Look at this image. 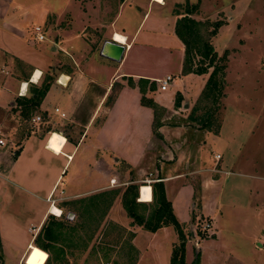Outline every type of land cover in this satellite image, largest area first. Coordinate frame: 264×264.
Segmentation results:
<instances>
[{"label": "rangeland", "instance_id": "1", "mask_svg": "<svg viewBox=\"0 0 264 264\" xmlns=\"http://www.w3.org/2000/svg\"><path fill=\"white\" fill-rule=\"evenodd\" d=\"M40 1L42 6L47 5V0ZM153 1L163 4L164 0ZM175 1L180 4L174 10L183 13L187 5H197L196 12L191 15L193 19L206 24H219L216 35L210 39L218 57L225 58L226 65L225 96L220 101L217 114L220 125L218 133L203 130L189 120L191 109L199 100L211 70L203 75L184 74L183 48L174 33V27H141L132 49H128L121 63L122 72L153 76L159 80L169 75L172 81L167 91H160L154 82L155 90L148 91V85L142 94L140 79L133 80L131 84L128 77L115 80L114 87L102 98V89L114 67L106 71L99 69L95 73L97 83L89 82L90 88L92 86V89L97 90L95 95L98 92L101 95L92 94L84 98L85 112L81 119L86 121L96 104L103 99L91 122L90 134L95 135L106 109L116 99L119 89L125 86L127 89L119 97L111 119L116 143L118 139L123 142L120 148L125 150V155L130 153V144L141 147L144 131L146 128L149 131L150 127L139 108L142 95L152 99L159 108L162 106L158 112L162 123L158 130L161 135L155 134L149 154L134 169L122 159L115 160L109 154L99 155V161H102L97 167L100 176L95 174L93 181L91 177H86L87 170L94 166L92 157L81 150L76 154L66 168V174L61 176L57 189L47 199V208L54 204L62 211L59 217L51 214L47 216L67 220L69 226L74 228L73 231L62 230L59 244L62 253L56 261L51 259L48 264H170L173 246L179 244L175 229L168 226L150 233L133 225L122 208L121 194L129 184L152 186L156 178L173 177L176 174L181 175L180 180L167 184V188L177 221L185 223L181 224L185 238V264H192L196 255H199V264H264V0ZM30 2L32 0H27V3ZM63 2L52 0V6L49 7L58 10ZM165 14L166 9H162L157 15ZM37 15L29 13L25 17L26 26L12 19L11 15L8 23L28 29ZM51 17L47 16L45 22L36 21L48 24L53 21ZM75 23L77 25L79 22ZM1 26L5 27L3 21L0 22ZM30 45L35 47L33 42ZM95 60H98L97 56ZM14 66L18 71V79L26 78L31 72L25 63L18 62ZM44 75L45 82L38 88L48 85L49 76ZM33 88L28 87L25 97L31 96ZM63 93L59 96L55 92L50 93L47 108L50 113H54L58 105L61 111L69 109L71 113L72 102L66 103L60 97ZM178 99L180 106L177 108ZM15 100L7 111L0 109V139L5 143L1 152L6 150L5 156L11 155V158H14L22 142L27 140L28 134L36 133L45 140L50 132H58L59 129L55 121L41 112L40 107L32 111L28 118L20 116L22 107ZM57 115L60 117V114ZM36 116L41 117L40 124L32 122ZM117 148L116 152L122 158L124 151L121 153L120 148ZM215 155H219L220 159L215 160ZM177 158L180 163L176 161ZM78 175L83 179L77 178ZM73 176L81 182L67 186V180ZM104 177L110 178L109 185L111 179H116L115 185H110L112 188L105 191L117 190L119 195L98 223L100 213L97 209L90 214H82V207L94 193L86 192L70 199L64 190L68 187L73 193L79 194L97 186ZM147 179L152 183H145ZM38 195L43 198L45 191ZM84 198L85 204L79 203ZM15 201L23 200L15 197ZM36 208L40 210L41 203H37ZM19 213H25L24 208L17 206L9 211L12 216ZM70 213L72 216L69 218ZM206 224L210 228L203 230ZM34 229H30L29 235L32 234V237L39 232ZM4 248L6 250L3 253L0 245V264H25L28 251L19 261L18 252L7 245ZM32 250L34 256L29 264H45L48 254L36 246Z\"/></svg>", "mask_w": 264, "mask_h": 264}, {"label": "crops", "instance_id": "2", "mask_svg": "<svg viewBox=\"0 0 264 264\" xmlns=\"http://www.w3.org/2000/svg\"><path fill=\"white\" fill-rule=\"evenodd\" d=\"M50 1L52 0H47V5L42 6L40 0H32L30 3H27V0H0V20L5 24V27H0V109L7 111L14 105L15 98L25 97L29 86L38 88L45 82L43 76L47 74L49 87L40 104V110L46 114L48 119L55 121V126L59 128L58 132H50L45 140H42L36 133L32 134L22 142L16 158H11V155L5 156L6 150L1 152L5 148V143L0 146V197H2V202L0 201V245L3 253L6 250L4 245L18 252L19 261L34 246L32 244L35 236L29 235L30 229L35 228L34 231L38 232L47 215H52V209L56 206L50 204L47 208V199L53 195L61 176L66 174V168L69 163L73 162L80 150L88 152V155L93 159L94 166L90 167L86 173V177H91L92 181L95 174L100 176L97 167L102 162L99 161L101 154H109V157L112 155L111 157L115 160L116 158L122 159L132 169L138 167L149 154V148L155 138V134L152 132L153 112L151 109L141 105L139 107L150 126L149 131L147 128L144 131L145 138L140 148L135 144H130V153L125 155V150L120 148L123 142L121 143L118 139L117 144L115 135H113L114 128L111 127V119L119 97L127 89L125 86L121 87L116 99L106 109L104 119L101 120L95 135L90 134L91 122L103 100L102 98L108 95L115 80L128 77L133 80L144 78L150 82L159 80L153 76L123 73L121 63L128 49H132V43L141 27H175L177 16L174 15L173 10L177 4H180L175 0H164L163 4L153 0H64L62 7L54 11L53 7H49V5L52 6ZM162 9H166L169 16L167 14L159 16ZM29 13L38 14L36 18L38 21L45 22L47 16H52L50 20L53 21L48 24H39L34 20L32 27L27 29L25 17ZM9 15L25 26L14 27L13 24L8 23ZM77 21L79 23L75 25ZM34 26L43 29L45 35L43 42L34 40L32 35ZM116 34L124 38L123 45H125L119 63L105 59L100 55L101 47L105 41L122 44L115 40L114 35ZM30 42H33L35 47H32ZM10 44L15 46L12 47ZM182 52L184 59V48ZM95 56L98 57V60H95ZM18 62L25 63L31 69L26 78H17L18 71L15 70L14 64ZM112 66L114 67L113 72L102 89L101 102L96 104L94 111L90 112L86 121H83L81 118L85 112L84 98L92 94L95 95V91H97L92 89V86L90 88L89 81L97 83L95 73L99 69L110 70ZM37 71L40 72V78L38 82H32ZM48 71L50 73H47ZM122 75L123 77L120 78ZM24 83L27 87L22 95ZM63 91L64 93L60 97H63L66 103L72 102L71 113L69 109L61 111L59 105L54 108V113H50L47 109L50 93L55 92V95L59 96ZM100 95L98 92L95 96L99 97ZM55 109L58 111L56 112ZM67 113H70V116H67ZM57 114H60V117ZM159 134L161 135L160 132ZM117 146L120 148V152L124 151V154L121 152L122 158L117 154L118 151L116 152ZM179 160L176 161L180 163ZM178 163L175 162V164ZM80 173L83 174L84 171H80ZM77 178L82 177L78 175ZM160 178L159 182L163 183L166 198L171 203L175 214L167 184L180 180L181 175ZM109 179L104 177L97 186L79 194L73 193L68 187L64 193L67 194V198L73 199L86 192L95 194L105 191L112 188L109 185ZM114 180L116 181V179ZM79 182L81 181H76L73 176L67 180V186L79 184ZM143 186L147 185L141 187ZM43 191H45V195L40 198L38 193ZM141 196H139V202H141ZM15 197H20L23 201H15ZM37 203H41V209L38 211L37 208L35 209ZM17 206L24 208L25 213H19L17 216L9 214V211ZM2 244L4 245L2 246Z\"/></svg>", "mask_w": 264, "mask_h": 264}, {"label": "trees", "instance_id": "3", "mask_svg": "<svg viewBox=\"0 0 264 264\" xmlns=\"http://www.w3.org/2000/svg\"><path fill=\"white\" fill-rule=\"evenodd\" d=\"M196 10L197 5L190 7L187 5V9L183 13L177 9L173 11L174 15L177 16L174 33L181 41L184 48L183 73L203 75L208 74L209 70H211L199 100L191 109L189 120L199 125L201 129L217 134L220 127L217 114L220 101L225 96L223 93L225 87V58L218 57L210 41V39L216 35L219 24H206L193 19L191 15L194 14ZM128 80L133 84L132 78ZM114 85H112V88ZM148 85V91L155 90L154 82L140 79L139 89L142 94L146 92V87ZM48 87V85L40 88L34 87L30 91V97L16 98V104L23 108L19 111V115L28 118L32 111H37L40 107L42 98L48 91ZM140 104L152 110L154 117L152 130L156 136H160L158 130L159 127L162 126V123L159 121L158 112L161 111V107L159 108L152 99H146L144 95H142L140 99ZM179 106L180 101L178 99L176 107L178 108ZM200 111H202V113L198 114ZM54 132L57 131L54 130ZM30 136L31 135L28 134L26 139ZM18 152L19 151H16L14 153V158L17 157ZM156 179L161 178L159 177ZM144 187L150 186H143V188ZM151 187L153 192L152 200L149 203H143L141 201L142 198H140L141 202L137 201V198L139 199V186L129 184L121 194L122 208L127 217L132 220L133 225H137L147 232L155 233L161 228L168 226L173 227L178 235L179 244L173 246L170 264H185V238L181 223L177 221L171 203L166 198L163 183L155 182ZM118 195L119 192L117 190H110L94 194L87 199L88 203L86 204L84 201L86 199H82V201L79 202L85 204L82 207V214H90L91 211L97 209L100 213V218L98 220V223H100L106 215V211ZM70 229L71 231L74 230L73 227L69 226L67 220L56 219L51 215L46 217L39 232L33 239L32 244L48 254L45 264H48L51 259L56 261L55 259L60 257L62 251L59 244L61 236H63L62 230L67 231ZM33 256L34 250L31 249L24 263L29 264ZM192 264H199V255H196Z\"/></svg>", "mask_w": 264, "mask_h": 264}, {"label": "built area", "instance_id": "4", "mask_svg": "<svg viewBox=\"0 0 264 264\" xmlns=\"http://www.w3.org/2000/svg\"><path fill=\"white\" fill-rule=\"evenodd\" d=\"M33 37H34V40L36 42H43L45 40V35H44V31L41 27L39 26H36L33 28ZM123 45V43H122ZM172 81V77L170 76H167L165 77L164 79H161V80H157L156 83L158 84L159 86V89L160 91H166L169 87V83ZM55 111L57 112L58 109H55ZM32 122L33 123H37V124H40L42 122L41 120V117L40 116H36L32 119ZM4 145V141L2 139H0V146H3ZM220 159V156L219 155H216L215 156V160H219ZM155 182H159L160 180L157 179V180H153ZM145 183H152L151 180H146ZM110 185L113 186L115 185V180L112 179L110 180ZM142 186V185H141ZM139 187L138 188V196L141 195V189L142 187ZM152 192V191H151ZM137 201H139V199L137 198ZM210 228V225L209 224H206L204 227H203V230H208Z\"/></svg>", "mask_w": 264, "mask_h": 264}, {"label": "water", "instance_id": "5", "mask_svg": "<svg viewBox=\"0 0 264 264\" xmlns=\"http://www.w3.org/2000/svg\"><path fill=\"white\" fill-rule=\"evenodd\" d=\"M125 45L116 43L115 41H105L101 47L100 55L110 61L119 63L122 59ZM72 216L71 213L68 215Z\"/></svg>", "mask_w": 264, "mask_h": 264}, {"label": "bare ground", "instance_id": "6", "mask_svg": "<svg viewBox=\"0 0 264 264\" xmlns=\"http://www.w3.org/2000/svg\"><path fill=\"white\" fill-rule=\"evenodd\" d=\"M114 37H115V40L123 43L124 38L121 35L116 34V35H114ZM39 78H40V72L37 71L35 73L34 77L32 78V82H38ZM26 87H27V85L24 83L22 85V95H24V93L26 91ZM142 189H141V195L142 196L140 195L142 198V201H144V202L150 201L151 200L150 187H144V188L142 187ZM52 214L59 217L62 215V211L57 207H53Z\"/></svg>", "mask_w": 264, "mask_h": 264}]
</instances>
